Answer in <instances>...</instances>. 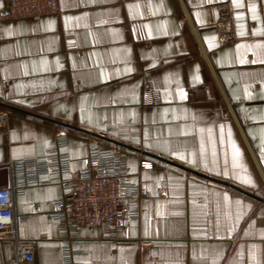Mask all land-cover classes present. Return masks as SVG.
Masks as SVG:
<instances>
[{"label": "crops", "instance_id": "1", "mask_svg": "<svg viewBox=\"0 0 264 264\" xmlns=\"http://www.w3.org/2000/svg\"><path fill=\"white\" fill-rule=\"evenodd\" d=\"M58 2L0 18V103L16 107L0 104V187L12 160L60 148L74 181L91 148L112 147L151 196L123 228L64 229L51 214L63 186L40 175L15 195L35 264H264V0ZM222 2L237 33L227 43ZM16 248L0 239V264Z\"/></svg>", "mask_w": 264, "mask_h": 264}, {"label": "built area", "instance_id": "2", "mask_svg": "<svg viewBox=\"0 0 264 264\" xmlns=\"http://www.w3.org/2000/svg\"><path fill=\"white\" fill-rule=\"evenodd\" d=\"M9 6L0 18H39L60 8L58 0H9ZM218 10L221 41H235L237 33L232 5L219 3ZM6 113H0V125L5 122ZM63 145L61 142L60 147ZM9 164L13 183L10 187H0V239H11L17 245L15 259L10 264H35L34 244H21L18 234L15 195L29 183H43L39 179L42 174L50 175L46 182L56 181L63 186V195L54 203L51 214L64 229L81 225L123 228L139 215L142 202L151 196L145 185L131 180L127 160L112 147L91 148L74 181L64 179L71 171L70 158L60 148L51 149L42 157L12 160ZM152 165L150 160L142 161L143 168Z\"/></svg>", "mask_w": 264, "mask_h": 264}, {"label": "water", "instance_id": "3", "mask_svg": "<svg viewBox=\"0 0 264 264\" xmlns=\"http://www.w3.org/2000/svg\"><path fill=\"white\" fill-rule=\"evenodd\" d=\"M0 104H2V105H4V106H7V107H10V108H16V107H14V106H12V105H10V104H7V103H0ZM84 131H86V130H84ZM86 132H89V131H86ZM89 133H92V132H89ZM92 134H94V133H92ZM95 135H96V134H95ZM97 136H100V135H97ZM100 137H102V138H104V139H106V140H108V141H110V142H112V143H114V144L121 145V146H124V147L130 148V149L135 150V151H139V152H141V153L144 154V155H147V156H150V157H153V158H157V159H160V160H162V161L172 162V161H170V160H168V159H165V158L160 157V156H158V155H155V154H153V153H150V152H147V151L141 150V149H139V148H136V147H133V146L127 145V144L122 143V142H120V141H116V140H113V139H110V138H107V137H103V136H100Z\"/></svg>", "mask_w": 264, "mask_h": 264}, {"label": "snow or ice", "instance_id": "4", "mask_svg": "<svg viewBox=\"0 0 264 264\" xmlns=\"http://www.w3.org/2000/svg\"><path fill=\"white\" fill-rule=\"evenodd\" d=\"M236 154L239 155V151H238V150H237ZM181 158H182V157H181Z\"/></svg>", "mask_w": 264, "mask_h": 264}, {"label": "rangeland", "instance_id": "5", "mask_svg": "<svg viewBox=\"0 0 264 264\" xmlns=\"http://www.w3.org/2000/svg\"><path fill=\"white\" fill-rule=\"evenodd\" d=\"M151 161V160H150ZM153 162V161H152ZM128 163V162H127Z\"/></svg>", "mask_w": 264, "mask_h": 264}]
</instances>
